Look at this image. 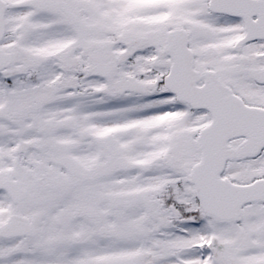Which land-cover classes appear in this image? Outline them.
<instances>
[{
    "label": "snow or ice",
    "instance_id": "1",
    "mask_svg": "<svg viewBox=\"0 0 264 264\" xmlns=\"http://www.w3.org/2000/svg\"><path fill=\"white\" fill-rule=\"evenodd\" d=\"M0 264H264V0H0Z\"/></svg>",
    "mask_w": 264,
    "mask_h": 264
}]
</instances>
